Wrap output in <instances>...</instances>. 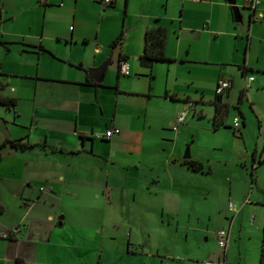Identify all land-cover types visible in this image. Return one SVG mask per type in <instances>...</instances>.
Masks as SVG:
<instances>
[{
  "label": "crops",
  "instance_id": "crops-1",
  "mask_svg": "<svg viewBox=\"0 0 264 264\" xmlns=\"http://www.w3.org/2000/svg\"><path fill=\"white\" fill-rule=\"evenodd\" d=\"M234 5L240 22L234 20ZM255 9L264 13V0ZM253 14L247 0H113L111 5L101 0H0V96L16 99L14 107L0 105V143L26 136L34 144L24 151L3 149L0 264H97L105 255V241L112 238L107 227H118V195L146 202V217L129 224L149 232L154 208L148 199L180 198L186 174H196L181 163L183 131L178 126L170 132L175 118L185 111L183 127L187 117L200 119L205 109L213 118L221 78L230 82L220 97L228 110L213 132L233 134L236 147H228L229 158L252 157L261 165L264 144L260 152L257 144H247L241 110L252 84V96L259 88L264 92V20ZM156 23L166 28L164 53L171 61L144 67L139 63L144 33ZM119 34L122 38L111 47ZM107 59L99 85L87 82L94 81L88 69ZM120 61L126 73H120ZM247 77L253 80L244 89L240 83L246 84ZM249 108L259 119L257 142H264L262 110L254 101ZM231 110L236 112L232 120ZM236 116L242 124L238 136L230 130ZM110 128L120 132L106 137ZM190 158L204 161L200 153ZM249 195L251 202L239 196L240 206L232 202L235 211L226 209L221 223L228 231L226 247L204 250L207 259L196 263L259 264L264 243L254 244L252 251L241 247L244 225L264 233V210L251 208L264 206V199ZM160 206L161 215L169 211L174 219L179 214L180 207L168 200ZM136 228L129 227L128 240ZM135 238L128 241L126 255H145L143 239Z\"/></svg>",
  "mask_w": 264,
  "mask_h": 264
},
{
  "label": "rangeland",
  "instance_id": "rangeland-1",
  "mask_svg": "<svg viewBox=\"0 0 264 264\" xmlns=\"http://www.w3.org/2000/svg\"><path fill=\"white\" fill-rule=\"evenodd\" d=\"M255 76L257 81L261 80V77ZM240 84L244 86V89L246 88V84L243 82ZM252 90H255L253 89V84L246 93L247 99L241 105V110L245 114V119H247L243 132H245L247 144H257L260 152L264 142L263 138L257 142L259 119L249 107L250 103L253 104L254 101L256 107L261 109L264 115V92L259 88V90L254 91L252 96L250 94ZM191 113L188 115L191 116ZM233 114H236V112L229 111V119L232 120ZM249 114L250 118L248 121L246 117ZM211 118L209 117L208 109L204 110V116L200 119L187 117L186 122L189 121V124L185 127L181 124L179 125L183 133L178 139V144L180 145L181 140V145H183L182 155L187 148L190 157H192V152L200 153V156L204 159L202 162L210 170L209 173H187L186 175L188 176H186V182L183 186L185 191L180 198L172 199L169 197L166 199L165 195L163 197L149 198L148 205L154 208L149 232L129 224L136 219L140 223L142 217H146V212H143V207L146 208L143 203L146 202L142 201L140 204V199L132 201L128 195H118V201H115L116 205H118V211L115 215L118 227H107L108 237L112 238L105 241V255L97 264H198L196 261L202 262L207 259L204 250L214 252L218 248L212 233L221 229V223L225 219L224 214L228 213L226 209L229 201L239 207L241 202L239 203L236 197L241 196L240 199L244 201L250 196L249 191L252 192L254 197L264 199V162L258 165L259 162L257 160L253 164L252 157L238 161L229 158L228 147L234 145L231 144L235 142L234 136L233 134L231 136L227 131L213 132ZM262 119L264 123V117ZM177 131L172 130L170 132L174 134ZM235 134L238 136L237 132ZM150 137H153L151 133L148 134L147 138L151 139ZM165 144H168V142H165ZM234 147L236 146L234 145ZM150 159L153 162L156 161L153 157ZM253 165L257 167H255L254 171ZM171 172L180 176L183 175L179 169H172ZM190 175L195 176L190 177ZM248 199L251 202L252 198ZM167 200L171 206L180 207L178 208L179 214L174 219L171 218L172 216H168L167 212L169 211H164V214L161 215V212L157 210L161 209L160 205L162 202L167 204ZM166 207L168 206L166 205ZM251 208L264 210L262 204L254 205ZM149 211L151 214L150 208ZM250 213L254 214V211ZM147 217L149 221L151 215ZM130 226L133 229L136 228L131 241L128 240V229ZM244 226L241 247L245 252L247 249L252 251L254 244L264 243V233L249 229L250 227L248 228L246 225ZM146 233H150V237L147 239L144 236ZM136 236L141 237L142 241H144L145 255H133L130 253L126 255L128 241L131 243L132 239H136ZM83 249L87 248H80V250ZM236 250L237 248H235V253ZM190 256L195 257L193 258L194 260H191ZM62 262H67V259L63 258Z\"/></svg>",
  "mask_w": 264,
  "mask_h": 264
},
{
  "label": "trees",
  "instance_id": "trees-1",
  "mask_svg": "<svg viewBox=\"0 0 264 264\" xmlns=\"http://www.w3.org/2000/svg\"><path fill=\"white\" fill-rule=\"evenodd\" d=\"M122 38V35L119 34L117 38H115L111 43L110 46L113 47L116 45L119 40ZM166 41V28L160 24H154L146 29L144 33V48L142 54L139 56V63L141 66L144 67H151L154 62L157 61H171L164 53V46ZM39 49L44 50V48L39 46ZM122 62L120 61V64ZM119 64V66H120ZM89 83H93L95 85H99L94 81H88ZM245 90L240 94L238 98V102H240L241 98L245 96ZM172 99H176L175 96H170ZM221 96H215L213 105H214V114L212 118L213 126L216 128L222 122V119L225 117L226 112L228 110V105L220 102ZM0 105L4 106L5 108H11L16 105V99L10 97H2L0 96ZM241 119V117H240ZM241 121V120H240ZM243 123V122H242ZM242 125V124H241ZM240 125V127H241ZM239 128L235 129L232 125H230L231 130L236 133L239 132ZM26 137V136H25ZM19 139H6L0 143V160L2 158L3 149L5 147H11L17 150L24 151L34 144L29 143L28 141L24 140V138ZM259 162V161H258ZM181 163L190 171L195 173H209V169L205 167L204 163L200 160L186 158L181 161ZM255 161H253V164ZM256 167V165H255ZM253 165V171L255 169ZM252 171V175H253ZM259 264H264V248L261 250Z\"/></svg>",
  "mask_w": 264,
  "mask_h": 264
},
{
  "label": "built area",
  "instance_id": "built-area-1",
  "mask_svg": "<svg viewBox=\"0 0 264 264\" xmlns=\"http://www.w3.org/2000/svg\"><path fill=\"white\" fill-rule=\"evenodd\" d=\"M193 1H198V0H193ZM248 1V8L251 12H253L254 14V17H259L261 19L264 20V13L263 12H256V4L258 3V0H247ZM101 2L105 5H111L113 3V0H101ZM126 69H127V66H126V63L125 62H122L119 66V71L120 73H126ZM253 80V77H247V83H246V88L249 87V84L250 82ZM230 86V82L226 79H219L217 81V84L215 86V95L216 96H222L226 90L229 88ZM184 116H185V111H180L176 118H175V124L173 125L172 129L173 130H177L179 124H181L184 120ZM240 119L238 116H236L234 119H233V123H232V126L237 129L240 127ZM120 130L118 128H110L108 130H106L105 132V136L106 137H110L112 136L113 134H117L119 133ZM228 210L229 211H235L236 207L235 205L232 203V202H229L228 203V206H227ZM18 228L14 229V231H17ZM5 236V235H4ZM216 240H217V244L220 248H225L226 245H227V241H228V231L225 230V229H220L218 231H216ZM203 264H217V262L215 261H204Z\"/></svg>",
  "mask_w": 264,
  "mask_h": 264
},
{
  "label": "water",
  "instance_id": "water-1",
  "mask_svg": "<svg viewBox=\"0 0 264 264\" xmlns=\"http://www.w3.org/2000/svg\"><path fill=\"white\" fill-rule=\"evenodd\" d=\"M232 9H233L234 20L237 21V22H240L241 21V16H240V12H239L238 6L234 5V6H232ZM108 63H109V59L105 60L104 62H102L97 67L89 68L88 69V78L90 80H94L95 82H101L102 79H103L104 73L106 71ZM183 157H184V159L190 157L188 148L186 149Z\"/></svg>",
  "mask_w": 264,
  "mask_h": 264
}]
</instances>
